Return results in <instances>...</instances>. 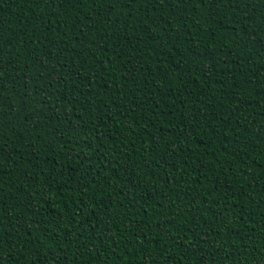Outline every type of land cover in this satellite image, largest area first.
I'll return each instance as SVG.
<instances>
[{"label": "trees", "instance_id": "trees-1", "mask_svg": "<svg viewBox=\"0 0 264 264\" xmlns=\"http://www.w3.org/2000/svg\"><path fill=\"white\" fill-rule=\"evenodd\" d=\"M0 264H264V0H0Z\"/></svg>", "mask_w": 264, "mask_h": 264}]
</instances>
